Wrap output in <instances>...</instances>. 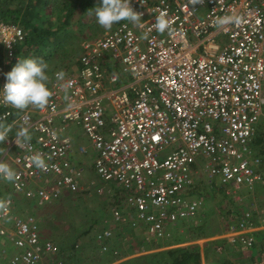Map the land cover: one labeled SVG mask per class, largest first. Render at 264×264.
Instances as JSON below:
<instances>
[{
	"label": "built area",
	"instance_id": "2783aa9c",
	"mask_svg": "<svg viewBox=\"0 0 264 264\" xmlns=\"http://www.w3.org/2000/svg\"><path fill=\"white\" fill-rule=\"evenodd\" d=\"M131 7L142 14V27L125 20L85 39L77 64L52 73L45 110L30 106L14 118L2 91L26 32L0 21V123L11 119V128L28 127L31 135L24 149L16 134L5 142L0 161L7 158L16 180L2 179L4 186L40 208L109 186L107 214L92 235L99 254L115 262L120 254L110 241L123 230L144 248L169 238L179 223L197 222L206 199L197 186L237 202L241 192L264 185V156L254 144L264 109V0H131ZM161 11L171 34L152 27ZM223 16L241 22L218 28L215 19ZM61 70L65 78L57 81ZM78 130L96 152L91 166L78 158L86 152ZM37 152L47 170L27 159ZM5 199L4 264H64L66 254L43 236L40 217ZM260 231L264 252V199L261 207L251 201L224 232L196 242L223 239L246 259ZM226 245L214 250L223 253Z\"/></svg>",
	"mask_w": 264,
	"mask_h": 264
},
{
	"label": "rangeland",
	"instance_id": "374dc122",
	"mask_svg": "<svg viewBox=\"0 0 264 264\" xmlns=\"http://www.w3.org/2000/svg\"><path fill=\"white\" fill-rule=\"evenodd\" d=\"M74 28L75 32L77 31L78 34L70 37L68 40L69 42H67L63 49L64 52L59 51L55 60L46 63L48 65L46 70H49V73L46 75L49 76V80L54 71L59 69H70L74 66V57L76 56L77 58L80 55L81 43L85 39L98 37L106 31L97 24L95 16L87 18L84 17L82 23ZM47 87H49V81L47 82ZM258 135L261 138V142L259 144H255V151L264 156V109L258 122ZM82 140L86 147V152L79 155L78 158L87 160L86 166H91L96 152L91 147L86 136H82ZM90 177L95 178L94 175H90ZM98 183L101 182L97 180L96 184ZM102 185L104 187L103 193L99 194L93 190V192L89 195L81 193L71 194L67 197L60 198V200L54 205L47 208L36 207L33 203L27 202L23 196L12 191L3 192L1 194V199L9 197L13 200L15 207L20 213L28 211V213H33L40 217L43 236L52 240L63 249L62 251L66 254V264H85L88 256H91V258L95 260L94 264H116L124 259L136 255H131V253H135L139 250H142L143 252L146 251L145 253H147L163 249L166 247L165 245L175 243V238L180 233H183L184 223L182 222L172 228L170 233L171 239L160 240L142 248L136 241L138 239L136 234H133L129 230H123L122 240L121 238H116L110 241V246L118 248L119 250L120 256L117 259L118 261L115 262L114 258L109 257L108 255H99L98 250L96 251V246L88 240L87 236L92 234L95 229L102 226V219L107 214L108 204L111 199L109 196L110 187L104 186V184ZM0 186H4L2 179H0ZM199 189L204 191L206 198L199 214L202 218L208 220L209 226L212 229H217L219 231L222 230V232L225 231L223 230L225 226H228V224L236 218L238 213L242 211L241 209L244 210L249 206L251 201L257 202L259 205L261 199H264V185L262 184L255 185L254 191L252 192H241L240 198L242 200L237 202L232 198L224 196L222 193L213 191L211 187H206L204 185L199 186ZM195 223H200V220L194 222L193 224ZM84 231L89 232L87 236H80L81 238L76 241L79 242V244H83L79 247L82 252L77 251L73 255L70 254V250L64 248L65 245L75 239L78 233ZM184 239L186 238L183 237L182 240ZM169 247L172 248L174 245ZM229 253V248L225 247L224 252L222 253L226 255L225 259L229 260L231 264H236L238 260H233V256ZM252 259L254 264H264V254L262 255L261 253L257 254L256 252H253ZM231 260H233V262ZM0 264L3 263L0 261ZM248 264L251 263L249 262Z\"/></svg>",
	"mask_w": 264,
	"mask_h": 264
},
{
	"label": "trees",
	"instance_id": "16d2710c",
	"mask_svg": "<svg viewBox=\"0 0 264 264\" xmlns=\"http://www.w3.org/2000/svg\"><path fill=\"white\" fill-rule=\"evenodd\" d=\"M101 3L102 0H0V21L16 23L26 32L24 40L15 49V54L19 58L18 60L32 58L49 63L55 60L59 51H63L70 37L78 34L77 31L75 32L74 27L79 26L84 17L95 16L93 8ZM78 57H74V66L77 64ZM18 60L11 66L10 71L17 64ZM48 73L49 70H46V74ZM1 111L2 108L0 107ZM19 112L20 110L12 108L11 118L16 117ZM10 120L3 122V124L8 125ZM19 127V125H16L11 128V131L8 133V139L13 137ZM256 133L257 137L254 139V144H259L261 138L258 135V129ZM5 148L6 144L0 143V158ZM195 189H199V186ZM7 191L10 190L5 186H0V199L1 194ZM69 195L71 193L64 195L62 198ZM197 218L200 220V223L195 225L190 222H184V231L175 238V243L167 244L163 249L147 253H145L146 251L139 250L131 253V255H136L116 264H201L203 261L210 264H231L229 260L225 259V254L214 250V245H226L223 239L205 242L202 250L200 245L195 242L222 232V230L212 229L209 226L208 220L202 218L200 214L197 215ZM226 227L223 230H226ZM88 233L87 231L78 233L75 239L71 240L64 248L69 249L72 255L77 251L82 252L79 247L75 248V245L79 243L76 241L81 238L80 236H87ZM183 237L186 239L182 240ZM87 238L93 245H96L92 234H89ZM119 238L123 239V233ZM169 239H171V236L164 240ZM136 241L140 244L138 239ZM80 245L83 244L81 243ZM172 245L174 247L170 248L169 246ZM227 246L225 247L228 248ZM116 249L118 250V248ZM229 254L231 255V253ZM99 255L103 256L102 254ZM0 259L3 260L1 254ZM94 261L91 256H88L85 264H94Z\"/></svg>",
	"mask_w": 264,
	"mask_h": 264
},
{
	"label": "clouds",
	"instance_id": "9594fccd",
	"mask_svg": "<svg viewBox=\"0 0 264 264\" xmlns=\"http://www.w3.org/2000/svg\"><path fill=\"white\" fill-rule=\"evenodd\" d=\"M191 5L203 4L204 0H189ZM94 9L96 22L105 30H111L114 24L121 21H130L137 26H141L142 14L137 13L131 7V0H102V3ZM240 18L234 16H223L215 19L218 28H225L231 24H239ZM152 27L160 34L166 31L171 34L173 31L171 21L167 13L161 11L155 17ZM48 65L43 60L23 59L18 60L12 70L6 74L7 83L2 91V102L12 108L24 111L30 106L41 111L49 105L53 93L47 87L49 76L46 75ZM65 73L61 70L55 73L57 81H63ZM69 85H63L68 87ZM11 131L10 125L0 123V143H5ZM16 145L24 149L31 141L28 127H20L15 135ZM30 164L37 169L47 170L48 165L40 153H35L27 157ZM0 179L14 183L16 172L6 163L0 161ZM10 199H0V213L7 214L9 211Z\"/></svg>",
	"mask_w": 264,
	"mask_h": 264
},
{
	"label": "crops",
	"instance_id": "0c3cea01",
	"mask_svg": "<svg viewBox=\"0 0 264 264\" xmlns=\"http://www.w3.org/2000/svg\"><path fill=\"white\" fill-rule=\"evenodd\" d=\"M14 130H15V128H14ZM17 132V131H16ZM71 133H72V131H71ZM77 133V132H76ZM16 134V133H15ZM14 134V135H15ZM81 135V136H80ZM76 138L78 139L79 138V140H81V142H83V140H82V134H80V131L78 130V133H77V136H76ZM3 154H4V152H3ZM1 159V158H0ZM5 161L7 162L8 160H7V158H4L3 159V162L5 163ZM243 192H245V191H243ZM259 206L261 207L262 206V199H261V201L259 202ZM241 210H243V209H241ZM258 234V236H259V240H258V245H257V247H254L252 250H250V254H249V256L246 258V259H243L242 258V254L238 251V250H236V249H234V248H231L230 246H227L228 248H229V252L231 253V255L233 256L232 258H233V260H239L240 262H242V264H248L249 262L251 263V264H254L253 263V259H252V254H253V252H256L257 254H259V253H261L262 255L264 254V252L262 251V248H261V236H262V232L260 231V232H258L257 233ZM141 246V245H140ZM201 247V250H202V247L203 246H200ZM151 250V249H150ZM149 250V251H150ZM155 250V249H154ZM202 252V251H201ZM231 258V259H232ZM233 260H231L232 262H233ZM0 261L1 262H5V259H3V260H1L0 259ZM201 264H206L204 261L201 263Z\"/></svg>",
	"mask_w": 264,
	"mask_h": 264
}]
</instances>
